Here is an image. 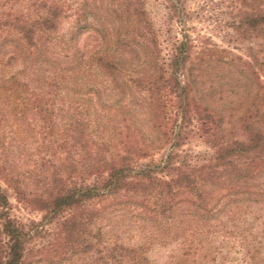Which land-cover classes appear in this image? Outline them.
Listing matches in <instances>:
<instances>
[{
	"label": "trees",
	"instance_id": "obj_1",
	"mask_svg": "<svg viewBox=\"0 0 264 264\" xmlns=\"http://www.w3.org/2000/svg\"><path fill=\"white\" fill-rule=\"evenodd\" d=\"M144 1L82 0V6L78 3L73 10L75 18L72 29L79 31L89 27L97 34L98 41L91 51L81 54L76 45L70 46L72 34L68 42L64 41L65 47H61V50H64L61 55L63 64L60 61L56 63L58 67L54 75L62 86H70L69 89L79 95L80 92L76 90L80 82L77 73L80 72V63L87 62V74L92 71L98 76L93 80L99 87H92V93L99 102L98 109L90 105L88 96L83 102H79V98H71L62 110L63 118L56 120L57 117L53 113L54 96L50 102V98L45 97L52 91H40L31 87L29 78L24 77L20 71L9 70L6 64L16 56L20 58V55H15L10 50L0 51V103H9L15 113L31 110L39 120L38 128H43L40 131L51 139L49 146L52 144L54 149L59 151H51L49 159L40 164L46 166V187L33 199L38 198L37 206L51 218L61 217L55 243L57 247L64 251L70 249V252H76L74 248L80 252H88L92 248L96 254L94 264L149 263L145 256L141 257L140 249L121 243L114 228L109 229V232L103 228L108 211L92 207V199L119 195L121 198L114 201L115 204L130 205L129 203L136 204L133 199L138 197L135 196H140L139 198H143V210L150 204V213L155 214L150 216H160L163 220L169 217L166 214H170L177 202H174V197L184 192L193 197L188 202L194 211L206 213L216 206H219L220 210L225 209L227 204L234 202L239 196L241 200L243 196H247L248 200L250 198L253 201L260 200L256 196H264V188L260 189L257 183L258 178L264 176V134L261 123L244 122L241 125L243 131L249 134L247 139H226L224 135L219 134L221 114H214V110L209 108L207 103H202L199 109L193 96L196 90L193 87L196 78L194 71L202 72L211 61L225 63L227 70L233 72L230 76L232 88L239 87L238 78L244 73L243 68L235 69L233 61L229 60L232 58L213 53L207 44L200 47L194 45L186 33L172 45L168 56L163 58L155 30L142 6ZM167 1L170 2L169 10L175 13L176 4H173V0ZM175 1L177 3L179 0ZM259 1L240 0L243 7H239L233 15L230 29L238 39L259 38L262 42L259 44V50H263L264 8ZM37 6L34 17L33 13L24 17L19 12L9 11L2 20L0 19V46L3 41L20 43L18 51L22 48L27 59L25 60H31L32 65L27 66L28 69H35L37 59L51 64L59 60L56 56L52 57L55 53H51L50 45H54L53 40L58 37V20L67 17L64 13L68 10L59 0ZM87 18H91V21L87 22ZM59 40L62 41V37ZM21 41L26 45L23 46ZM248 50L250 60L245 61V64L252 67L250 74L257 79L259 75L255 74V70L260 69L262 64L253 48ZM221 51L225 52L223 49ZM72 74L75 75L71 76ZM43 81L46 85L56 86ZM224 85L227 86L228 82ZM116 92L124 98L118 103L119 108L130 105L134 110L139 107L138 113H142L140 110L143 108L147 113L146 117L153 122L151 128L158 130L163 128V122L168 118V114H171L173 98L178 103L175 111L183 118L188 114V107H195L193 112L197 116L204 141L212 151L213 162L198 166H189L187 163L173 166L170 163L173 153L170 152L164 165L159 168L160 171L157 165H143L137 171V175L143 177V182L129 181L125 171L132 169L129 162L133 152L126 149L123 154L110 153L107 143H96L90 135L96 119L110 117L109 109L101 112V107L105 106ZM107 140L110 142V139ZM109 157L117 158L118 165L109 160ZM77 168L82 173L105 172V177L99 185H87L76 184L69 177L67 182V179L64 180L63 175H60V172L64 171V175L75 172ZM169 172H172L173 176L168 180L164 179ZM157 173L160 175H156ZM4 180L8 182L7 178ZM216 195L218 201L214 203ZM7 205V197L0 189V208L5 210L0 214V233L3 234V237L0 234V264H29L24 260L28 233L21 224L9 217ZM79 210L82 213L76 215ZM154 217L152 218L156 220ZM212 221L204 219L202 223L208 224ZM91 224L94 227L92 234L89 227ZM193 231L202 232L197 221ZM89 237L94 239V242L91 243ZM79 238L82 239V245L78 244Z\"/></svg>",
	"mask_w": 264,
	"mask_h": 264
},
{
	"label": "rangeland",
	"instance_id": "obj_2",
	"mask_svg": "<svg viewBox=\"0 0 264 264\" xmlns=\"http://www.w3.org/2000/svg\"><path fill=\"white\" fill-rule=\"evenodd\" d=\"M50 1L53 0H0V19L2 20L9 11L19 12L24 17L33 13L34 17L37 5L48 4ZM59 1L66 5L68 10L64 13L67 17L58 20V37L53 40L54 45H50L51 53H55L52 57L59 58L54 64L37 59L35 69H28L32 65L31 60L26 61L22 48L18 51L20 43L3 41L0 46L2 52L10 50L15 55L17 53L20 55V58L14 55L15 58L6 63L9 70L22 72L24 77L29 78L33 88L52 91L45 97H49L50 102L54 96L53 113L58 121L63 118L62 110L66 108V103L71 98H79V102H83L88 96L90 105L96 106L97 109L99 107L97 97L92 93V87H99L93 80L98 76L92 71L87 74V62L80 63V72L77 73V77L80 78L76 87L79 95H76L73 89H69L70 86L68 88L62 86L54 75L58 67L56 63L59 61L62 63L61 55L64 50H61V47H65L64 41L68 42L72 34L70 46L76 45L81 54L91 51L98 41L97 34L89 27L79 31L72 29L75 18L73 10L78 3L80 7L82 6V0ZM174 1L173 4L177 7L175 13L169 10L170 2L167 0H145L144 5L142 4L146 17L157 35L161 56L166 58L171 52L172 45L186 33L194 45L200 47L207 44L213 53L232 58L229 60L233 61L234 68H243L244 71L238 78L240 81L238 88H232L230 76L233 72L227 70L225 63L213 60L202 72L194 71L193 75L196 78L193 87L196 90L193 96L196 107L200 109L202 103H207L208 107L214 110V114H221L219 134L224 135L226 139H247L249 134L241 127L244 122L259 121L264 134V48L259 50L261 49L259 44L262 43L259 38L238 39L230 29L233 15L239 7H243L240 0H179L177 3ZM259 2L264 8V0ZM86 21H91V18H87ZM61 37L62 41L59 40ZM21 44L26 45L24 41H21ZM249 48H253L262 64L260 69L255 70V74L259 75L257 79L250 74L252 67L245 64V61L250 60ZM222 49L225 52H222ZM46 55L48 56L49 52ZM129 75L132 76L131 73ZM43 80L56 86L46 85ZM225 82H228L227 86L224 85ZM118 93L113 95L117 98L111 96L105 106L101 107V112L109 109L110 117L96 119L90 135L96 143L101 141L107 143L110 153L123 154L126 149L133 152L129 162L132 169L125 171L129 181L143 182V177L140 178L137 171L143 165H157L159 170L170 152L173 153L170 162L173 166H181L182 163L198 166L213 162L212 151L204 141L197 116L193 112L195 107H188V114L183 118L175 111L178 103L173 98L171 114H168V118L163 122V128L158 130L151 128L153 122L146 117L147 113L143 108L140 110L142 113H138L139 107L133 110V106L130 105L119 108L118 103L123 96H119ZM38 124L39 120L31 110L15 113L9 103H0V189L7 197L6 208L9 217L21 224L28 233L24 260L29 264H94L96 254L92 248L88 252H80L76 248H74L76 252H70V249L64 251L57 247L55 243L59 232L58 221L61 217L51 218L37 206L38 198L33 199L46 187L44 183L46 166L40 164L49 159L51 151L59 152L52 144L49 146L51 139L40 131L43 128L39 129ZM107 139H110V142ZM116 159L109 157V160L118 165ZM60 173L64 180L69 177L76 184L87 185H99L105 177V172L82 173L78 168L66 175ZM172 174L169 172L164 179H170ZM3 177L7 178L8 182ZM66 181L68 182V179ZM257 183L260 189H263L264 176L258 178ZM256 189L258 190V187ZM119 197L121 198L116 195L92 199V207L108 211L103 228L108 232L114 228L118 240L124 245L140 249L141 257L145 256L149 264H264V196H256L260 200L255 201L250 198L248 200L247 196H243L241 200L239 196L234 202L227 204L225 209L220 210L219 206H216L211 212L206 213L194 211L188 202L193 197L184 192L174 197V202H177L170 210V214H166L169 217L163 220L160 216H150L155 215L150 213L152 211L150 204L143 210V198H139L140 196H135L138 197L136 200L133 199L136 204L129 203L130 205L115 204L114 201ZM216 201L217 195L213 202L217 203ZM3 211L4 208L3 210L0 208V214ZM81 213L79 210L76 215ZM204 219L213 221L205 224L202 223ZM195 221L201 225L202 232L193 231ZM89 227L92 234L94 227L92 224ZM0 234L3 237V234ZM89 238L91 243L94 242V239ZM78 244H83L81 238Z\"/></svg>",
	"mask_w": 264,
	"mask_h": 264
}]
</instances>
